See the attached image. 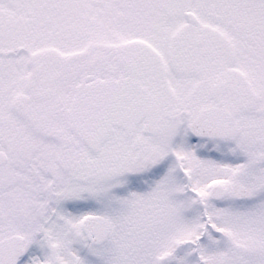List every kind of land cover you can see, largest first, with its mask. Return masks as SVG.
<instances>
[{
  "label": "snow or ice",
  "instance_id": "1",
  "mask_svg": "<svg viewBox=\"0 0 264 264\" xmlns=\"http://www.w3.org/2000/svg\"><path fill=\"white\" fill-rule=\"evenodd\" d=\"M0 264H264V0H0Z\"/></svg>",
  "mask_w": 264,
  "mask_h": 264
}]
</instances>
